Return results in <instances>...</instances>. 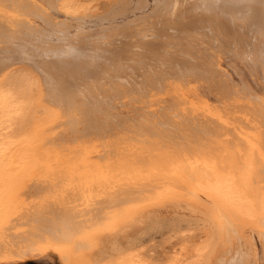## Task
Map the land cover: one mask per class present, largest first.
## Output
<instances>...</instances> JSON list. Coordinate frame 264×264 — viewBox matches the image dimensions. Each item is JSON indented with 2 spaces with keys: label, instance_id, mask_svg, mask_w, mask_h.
Listing matches in <instances>:
<instances>
[{
  "label": "bare ground",
  "instance_id": "obj_1",
  "mask_svg": "<svg viewBox=\"0 0 264 264\" xmlns=\"http://www.w3.org/2000/svg\"><path fill=\"white\" fill-rule=\"evenodd\" d=\"M190 76L242 111L189 106ZM173 196L210 202L225 252L264 228V0H0V262L80 257ZM100 250L79 263L152 264Z\"/></svg>",
  "mask_w": 264,
  "mask_h": 264
},
{
  "label": "rangeland",
  "instance_id": "obj_2",
  "mask_svg": "<svg viewBox=\"0 0 264 264\" xmlns=\"http://www.w3.org/2000/svg\"><path fill=\"white\" fill-rule=\"evenodd\" d=\"M223 57L225 56H222L220 59H224ZM221 61L222 60H220L221 68L227 70L228 69L227 64H225L224 61H222L223 63ZM187 79H188V83L184 85H180L178 88L183 89V91H186V95H187L186 98L189 99L190 101L189 106L196 108V109H198L201 106L200 108L206 109V111H213V109H216V108L222 109V107L224 108L230 107L234 109L233 111L235 115H236L237 110L242 111L243 107H240L237 105L239 102L240 103L242 102L241 99H237L234 103H231L232 100L230 98H225V97L222 98L220 96L221 95L220 91L216 89V87L212 86L211 84L207 85L208 82L207 83L203 82V78H201L200 76H194V77L190 76V77H187ZM171 93H172V90L168 91L167 93L163 95H160L159 98H162L163 100L165 99L166 101L165 100L163 101L165 103H171L175 100V98L171 96ZM152 98L158 99L156 97H152ZM223 101H226V103L223 104ZM131 105H132L131 102H128L127 104L124 103L122 105L117 104V107H119L123 111L122 115H125L127 114L126 110L129 109V107H132ZM200 108L199 110H201ZM95 139L94 138L92 139L93 143L88 140H86V142L85 141L82 142V145H87L86 150L88 154L90 152L89 156L92 157V160H96L98 154L102 152L101 143L97 140L98 138L96 140ZM96 141L99 143V145H97L98 143ZM87 142L91 143L92 145L88 147L89 143ZM96 145L99 147H97ZM92 146H94L96 149ZM94 150L96 151V153ZM58 155L61 157L62 154L58 153ZM94 156L96 157L93 158ZM174 197L176 198L175 201L170 200V199H174ZM183 198L184 197L181 198V196H173L169 199V201L165 200L167 204L165 203V201L162 202L161 204L160 203L153 204L154 207L151 204H147V206L150 205L149 208L146 206L145 203L139 205L141 207L143 206L144 209L140 207H136L134 209L133 214H132V216L133 215L134 216L132 217L130 215L131 218L130 217L127 218L128 222L132 220L131 223H128L127 221H123L122 223L127 224V225H125V227H121V225L124 226V224L119 225L115 230L116 232H113L114 237L111 236L112 233L110 232H108L107 234L106 233L103 234L104 231H98L97 233L98 235H96L97 237L95 236L96 237L95 239H97V241L99 239L97 244H95L96 243V240H95V243H94L95 245L93 244L91 248H88L90 250L84 252L86 253L85 255H83L84 253L82 254V252L85 251V249L82 252H80L82 254V256L80 254V257L77 254L76 255L72 254L73 260L72 258H70L71 260L70 259L67 260L63 258L62 257L63 255L59 250L52 248V249L45 251V253L38 255L36 257L30 258V259L1 260L0 264H80L79 258L84 257V256L87 258L90 253L89 255L90 257L88 258L93 259L97 257V255L99 254V251H101L100 249L104 251L101 253V255L103 254L101 258H103V257L108 256V254L113 251V247H114V254L116 252H120V253H132V254L139 255V256L142 255L141 257L148 258L147 260H149V262L152 264H156V263L166 264L169 259H174L173 264H178V263L179 264H187V263L188 264L189 263L190 264H204V263L205 264H227V263H230V264H264V231H263L264 228H261V226H258V225L257 226L254 225L253 222L240 224V226L236 227L235 232H234L235 239H233V242L231 243L232 245L231 244L227 245L229 246L227 247L229 249H227L228 252L226 251L227 254H225L226 253L225 247L223 248L222 246H218L219 243L218 242L216 243V237L215 235H213V229L211 225L212 220L208 219L210 217H207L208 215L209 216L211 215V208H209L211 206L210 202L207 200L202 201L203 204H205L203 206L207 209L206 211V209L203 206H201L202 203H200L198 200L196 201L199 202V205H198V202H196L195 200H190L189 198H187L188 200L187 199L183 200ZM193 201L196 206L193 205L192 203ZM181 202H185L183 203L185 204V207L184 205L182 206ZM208 204H209V207H206V205L208 206ZM158 205H161V206H158ZM199 208L201 209V211H199L200 210ZM197 211H199L201 214ZM205 211L207 212V214ZM133 218L135 221L133 220ZM205 218H207V220ZM117 229H119L118 233H117ZM204 230L205 232H203ZM211 236L213 237L212 238L213 242L211 241L209 244L210 246L208 245L207 248L204 250L205 253L204 251H202V253H199L200 255L199 256L196 250V247L202 240L210 238ZM199 239H200V242H199ZM211 243L212 244L214 243V245L212 246ZM184 245H185V248H184ZM215 245L218 246L216 250L212 249V248H215ZM97 247L98 249H96ZM187 247L189 248L186 249ZM219 247H221V249ZM127 250H129L130 252ZM133 250L134 251L137 250L136 252H138V254L136 252L134 253ZM219 250H222V251H219ZM206 251L208 252L206 253ZM218 251L223 256L224 255L225 256L223 257ZM216 252H217V255H216ZM181 253L184 256H181L182 255ZM212 253L216 257L213 256ZM191 254L193 255V257ZM203 254H206V256L207 255L208 256L206 257ZM211 255L213 256L212 258H211ZM221 256L223 258H221ZM200 257L202 259H200ZM203 257H206L208 261ZM238 257H239V260H237ZM215 258H218V261H215L216 260ZM164 259L166 260L164 261ZM196 259H199L200 261ZM219 259H224V260L220 261ZM154 260L156 262H154Z\"/></svg>",
  "mask_w": 264,
  "mask_h": 264
}]
</instances>
